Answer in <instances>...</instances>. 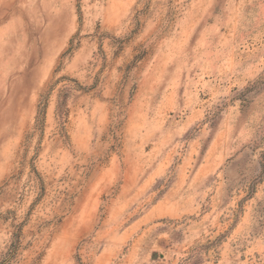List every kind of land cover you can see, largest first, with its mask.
Instances as JSON below:
<instances>
[{"label": "rangeland", "instance_id": "1", "mask_svg": "<svg viewBox=\"0 0 264 264\" xmlns=\"http://www.w3.org/2000/svg\"><path fill=\"white\" fill-rule=\"evenodd\" d=\"M0 264H264V0H0Z\"/></svg>", "mask_w": 264, "mask_h": 264}]
</instances>
